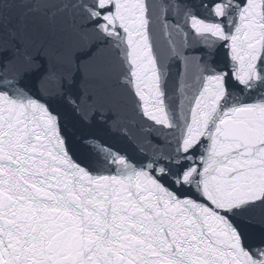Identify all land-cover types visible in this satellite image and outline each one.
I'll use <instances>...</instances> for the list:
<instances>
[{"label":"snow or ice","instance_id":"obj_1","mask_svg":"<svg viewBox=\"0 0 264 264\" xmlns=\"http://www.w3.org/2000/svg\"><path fill=\"white\" fill-rule=\"evenodd\" d=\"M34 7L0 0V41L14 54L0 76V264H264V215L259 232L252 215L264 209V0L53 5L113 53L115 86L175 145L137 157L101 141L83 161L65 111L71 81L47 72L41 88L57 91L44 95L27 77L51 55L23 24ZM82 55L87 69L95 54ZM114 71L97 70L102 86Z\"/></svg>","mask_w":264,"mask_h":264},{"label":"water","instance_id":"obj_2","mask_svg":"<svg viewBox=\"0 0 264 264\" xmlns=\"http://www.w3.org/2000/svg\"><path fill=\"white\" fill-rule=\"evenodd\" d=\"M36 6L24 17L23 24L26 31L42 43L43 48L51 55L41 53L40 58L27 69V77L35 84L38 93L47 95L57 91L55 82L47 85V92L41 88L40 81L49 71H55L71 81L70 87H65L67 101L65 111L76 125L77 143L73 150L74 159L83 161L87 158L85 148L104 141L124 148L129 155L140 156L142 153L152 154L153 151L171 152L174 144H169L163 136L149 132L148 125L136 114L131 102L127 100L123 90L114 84L118 64L113 53L106 48L97 49L91 34H82L72 28V18L66 14L56 12L53 5L60 0H28ZM162 3H194L196 0H158ZM27 12L25 8L16 10V15ZM14 23L16 21L14 20ZM76 23H79L77 20ZM28 47L31 49L32 45ZM91 47L95 54V62L85 69L83 67V51ZM80 57L81 68L76 72L75 58ZM14 58L11 47L5 48L0 41V76L10 74L11 61ZM220 61L221 58L217 57ZM111 65L115 70L113 80L101 85L97 79V70ZM69 73L72 75L69 76ZM176 88V68L173 66L172 75L168 82L170 102H174ZM88 95H92L95 108L90 109L85 102ZM79 105V108L76 105ZM90 134L87 140H80V134ZM170 139V138H169ZM95 170L98 166L91 163ZM254 229L259 232L258 223L264 209H254Z\"/></svg>","mask_w":264,"mask_h":264}]
</instances>
